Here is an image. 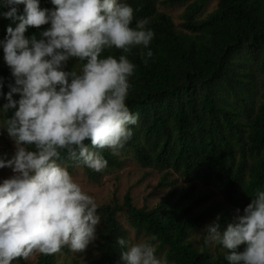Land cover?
Returning <instances> with one entry per match:
<instances>
[{
    "label": "clouds",
    "instance_id": "9594fccd",
    "mask_svg": "<svg viewBox=\"0 0 264 264\" xmlns=\"http://www.w3.org/2000/svg\"><path fill=\"white\" fill-rule=\"evenodd\" d=\"M0 0L11 23L0 38L11 81L0 76V130L14 143L0 152V264L33 252L68 246L84 250L97 238L101 206L69 171L65 157L95 171L107 166L100 151L117 154L133 135L138 113L126 103L136 65L126 55L147 48L154 31L133 21L126 0ZM23 5L20 11L19 6ZM39 28L26 35L30 26ZM121 54L100 55L110 48ZM147 63L152 50L141 51ZM76 58L78 67H68ZM13 94H19L14 98ZM88 141V143H86ZM202 231L204 243L225 249L229 264H264V189L223 226L220 214ZM155 235L117 238L123 264H170L157 255Z\"/></svg>",
    "mask_w": 264,
    "mask_h": 264
},
{
    "label": "trees",
    "instance_id": "16d2710c",
    "mask_svg": "<svg viewBox=\"0 0 264 264\" xmlns=\"http://www.w3.org/2000/svg\"><path fill=\"white\" fill-rule=\"evenodd\" d=\"M211 1L126 0L134 10L132 24L145 20L154 37L147 46L153 53L147 63L141 55L147 48L136 46L126 54L136 65L126 103L138 120L119 152L163 172V184L173 171L184 185L169 190L152 208L137 207L130 192L122 205H101L95 264H123L117 244L118 237L128 239L118 217L122 210L135 231L156 236V249L163 250L170 263L229 264L225 251L209 249L204 238L197 243L193 232L210 211L221 207L219 202L207 206L216 192L227 203L220 208L226 226L234 209L243 210L254 191L264 189V0H217L207 11ZM159 2L185 5L179 27L158 9ZM41 7L54 6L41 0ZM19 8L22 11L23 5ZM9 23L0 16V38ZM43 27L30 26L26 35ZM121 51L113 47L100 55L118 56ZM2 55L0 50V76L7 92L12 78ZM80 63L72 58L68 67ZM100 151L108 161L105 168L95 171L81 165L91 179L121 165L119 152ZM62 162L69 171L75 163L67 157ZM71 251L63 246L51 254L38 253L35 264H58V256Z\"/></svg>",
    "mask_w": 264,
    "mask_h": 264
},
{
    "label": "rangeland",
    "instance_id": "374dc122",
    "mask_svg": "<svg viewBox=\"0 0 264 264\" xmlns=\"http://www.w3.org/2000/svg\"><path fill=\"white\" fill-rule=\"evenodd\" d=\"M217 0H212L210 4L207 5L206 10L210 11L216 7ZM158 9L168 13L175 21L177 27L183 22V12L185 10V5H175V6H165L158 3ZM14 143L7 136L6 132L0 130V152L7 151L10 155L14 151ZM121 160V165L118 167L107 168L103 171L102 175H98L97 179H91L87 174V171L81 165H76L73 163L72 170L70 171L73 176L81 183L85 190H88L90 194H93L100 205L105 204H123L124 196L127 192H130L133 199V203L137 207L146 206L148 208L154 207L157 202H159L163 196H165L169 190L176 188L177 186L184 185L183 179L178 173L170 171L166 178V183H162L163 172L158 171L156 168L150 166H142L130 153H123L122 151L118 153ZM12 174L9 168H0V179L6 178ZM198 188H204L201 184H198ZM219 202L220 208L227 206L222 195L218 192L215 193L213 199H210L207 206L214 205ZM219 210L215 209L210 211L204 217V221L200 223L199 230L193 232V239L199 243V241L204 238L202 236L205 233L202 228L214 221L217 214H220ZM235 210V209H234ZM233 213L230 215L232 218ZM119 220L123 223L124 229L126 231V236L131 241H135L142 238L150 237L147 234L138 233L129 224L127 220L125 210L119 211ZM101 225L100 222L97 228ZM226 225V224H225ZM97 238L90 242L89 245L80 252L71 251L70 254H63L58 256V264H95L98 257L96 250ZM157 244V242H154ZM211 250L220 248L221 251H226L221 246L207 244ZM39 252H33L28 258H15L13 264H35ZM157 255L165 256L163 250H157ZM172 264V263H170Z\"/></svg>",
    "mask_w": 264,
    "mask_h": 264
}]
</instances>
